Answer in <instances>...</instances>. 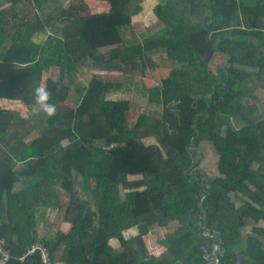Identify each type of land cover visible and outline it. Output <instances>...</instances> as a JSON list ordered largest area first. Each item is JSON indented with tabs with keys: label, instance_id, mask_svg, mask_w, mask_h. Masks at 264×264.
I'll use <instances>...</instances> for the list:
<instances>
[{
	"label": "trees",
	"instance_id": "trees-1",
	"mask_svg": "<svg viewBox=\"0 0 264 264\" xmlns=\"http://www.w3.org/2000/svg\"><path fill=\"white\" fill-rule=\"evenodd\" d=\"M4 1L10 8L0 6V100L32 109L43 73L59 69L45 83L54 116L43 113L35 125L20 115L23 107L0 101L4 264H43L40 249L30 252L40 244L53 264H204L201 224L221 236V264H233L239 247L244 264H264V226L241 233L249 219H264V115L245 101L264 88V0H160L165 26L143 40L126 37L137 11L133 0H81L53 12L45 9L50 0ZM90 2L106 7L94 11L99 6ZM154 50L175 62L149 90L161 117L109 98L120 84L100 73L83 88L75 85L88 63L143 72ZM216 54L226 60L214 73L209 62ZM74 91L77 101L70 99ZM232 118L243 125L234 128ZM204 140L220 156L221 175L214 178L188 172L191 147ZM61 193L69 196L64 206ZM43 206L62 210L69 229L40 236ZM171 221L180 230L161 239L166 250L153 256L143 237ZM133 227L139 233L126 237ZM116 239L119 248L111 243ZM4 258L0 251V264Z\"/></svg>",
	"mask_w": 264,
	"mask_h": 264
},
{
	"label": "rangeland",
	"instance_id": "rangeland-1",
	"mask_svg": "<svg viewBox=\"0 0 264 264\" xmlns=\"http://www.w3.org/2000/svg\"><path fill=\"white\" fill-rule=\"evenodd\" d=\"M80 1L81 0H50L45 4V9L48 12H53L56 11L57 8H68L70 5L79 4ZM0 3V6H2V8H10V4L8 2L0 0ZM132 3L133 9H136L137 11L132 16V27L131 30L127 31L126 33L127 38L131 40H134L135 38L138 40H143L147 37L148 34L155 33L165 26V23L160 19L159 15H157L156 8L158 7L160 0H133ZM94 4L96 5L98 3L90 2L91 6H94ZM24 6L21 4L18 10L23 9ZM104 7L106 6H99V8L91 9L94 11L99 9L102 10ZM27 9L29 12H31L32 8L28 5ZM41 13L43 14V12ZM149 57L150 61H152V64H149L143 72H127L124 70L113 68L105 69L97 67L95 64L92 63L82 65L77 71L75 85H79L83 88L88 85L89 80L94 74L100 73L103 78H107L115 83L120 84L119 87L114 89L109 94V98L129 99L132 108L136 114L146 112L150 115L161 117L163 108L160 104L153 103L150 100L149 90L161 84L162 79L169 74L170 70L174 67L175 62L172 61L168 57L167 52L163 50L151 51ZM225 57L226 56L224 55L216 54L213 59L209 62V68L211 69V71H213L214 73L217 72L218 68L222 67L223 63L225 62ZM58 75V68L53 67L50 70H46L43 73L42 85H45L46 80L49 77L57 78ZM77 94L78 93L75 92L70 99L72 101L79 100ZM255 94L257 95V98H247L245 99V101L247 104H256L258 107V113L264 115V88H258ZM0 101L7 105L14 104L23 107L20 111V115L24 118L32 119V124L35 123L36 125L41 122L40 120L43 117V112L38 111V105L32 107L31 109L20 100L12 101L4 99ZM231 123L234 128H240L243 125V122H239L237 119L234 118L231 119ZM32 133L34 135L36 134V132ZM144 140L147 143L157 142L154 137H145ZM191 149L194 150L195 162L192 163L190 169L188 170L190 175L200 174V176H208L211 178L221 175L218 168V161L220 156L219 153L216 151L214 143L212 141H201L198 146H193L191 147ZM255 165L256 167L258 166V164ZM140 176L141 175L131 176V178H139ZM19 186L20 185H18L17 188H19ZM78 186L79 192L81 193V195L84 196L86 192L83 190V183L81 181V178L79 179ZM62 192H64V189H62ZM232 196L236 206H241L243 201L238 198V196ZM68 197V194L61 193L60 204L62 203L64 206L65 203L68 202ZM64 215V212L62 210H59L57 206H43L38 208L37 223L40 236L54 235L58 230H68L70 224L67 223ZM247 223L248 225L246 226V229L242 230L241 232L244 237L249 234L254 225L264 226V219H261L257 223L252 219H249ZM181 226L182 225L179 221H171L166 226L154 224L150 228V232L145 234V236L143 237L149 252L153 256H159L160 254H162L166 250V247H164L160 243V240L164 239L167 234L179 231ZM138 233L139 230L136 227L124 231V235L126 237ZM111 243L112 245H114L115 248H119L120 246L118 239L112 240ZM241 250L242 249L239 247L235 251L237 260L238 256L242 259L244 258V255L242 254ZM222 251L224 252V249H222ZM4 262L5 259H3L1 264H4Z\"/></svg>",
	"mask_w": 264,
	"mask_h": 264
},
{
	"label": "clouds",
	"instance_id": "clouds-1",
	"mask_svg": "<svg viewBox=\"0 0 264 264\" xmlns=\"http://www.w3.org/2000/svg\"><path fill=\"white\" fill-rule=\"evenodd\" d=\"M34 102L38 105V111L43 112L48 117H52L56 114L57 107L54 103H51L52 93L45 85H37L34 88Z\"/></svg>",
	"mask_w": 264,
	"mask_h": 264
},
{
	"label": "flooded vegetation",
	"instance_id": "flooded-vegetation-1",
	"mask_svg": "<svg viewBox=\"0 0 264 264\" xmlns=\"http://www.w3.org/2000/svg\"><path fill=\"white\" fill-rule=\"evenodd\" d=\"M203 227H204V231L200 233L199 237H203V236H207L206 237V240L202 241L205 243V245L208 247L209 251L211 252V254H213V250H214V243H220V241H222V239L220 238L221 236H219V233L217 232V230H213L212 228L208 227L207 225H203L201 224ZM207 230H210L212 232L211 235L209 234H204ZM201 243V241H200ZM220 245V244H219ZM220 251H219V256L222 254V256H224L223 254V251H222V247L220 246ZM242 258H240L238 256V260L237 258L235 257V261L233 264H241L240 261H241ZM213 260V255L211 257V261ZM243 262L242 264H244V258L242 259ZM221 260H220V264H221Z\"/></svg>",
	"mask_w": 264,
	"mask_h": 264
},
{
	"label": "water",
	"instance_id": "water-1",
	"mask_svg": "<svg viewBox=\"0 0 264 264\" xmlns=\"http://www.w3.org/2000/svg\"><path fill=\"white\" fill-rule=\"evenodd\" d=\"M206 217V214L204 215V218ZM204 234L211 235L212 232L210 230H207ZM214 250L213 254L209 251L208 247L205 245L204 242H201L198 244L200 248L204 250V258L206 259V262L204 264H220V257H219V251H220V245L218 243H214ZM213 255V260L211 261V257ZM241 263L243 260L241 259Z\"/></svg>",
	"mask_w": 264,
	"mask_h": 264
},
{
	"label": "built area",
	"instance_id": "built-area-1",
	"mask_svg": "<svg viewBox=\"0 0 264 264\" xmlns=\"http://www.w3.org/2000/svg\"><path fill=\"white\" fill-rule=\"evenodd\" d=\"M36 249H40V252L42 254L43 264H53L52 260L49 256L48 250L42 244H40L38 246H34V248H32L30 250V252H34ZM0 251L4 253V255H5L4 259L7 260L8 253H7V251L4 250L1 242H0Z\"/></svg>",
	"mask_w": 264,
	"mask_h": 264
}]
</instances>
